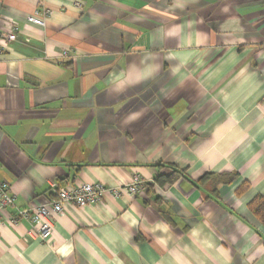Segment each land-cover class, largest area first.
<instances>
[{"label":"crops","instance_id":"0c3cea01","mask_svg":"<svg viewBox=\"0 0 264 264\" xmlns=\"http://www.w3.org/2000/svg\"><path fill=\"white\" fill-rule=\"evenodd\" d=\"M0 0V264H264V0ZM67 52L68 56L64 57ZM179 177L172 184L160 177ZM208 174H238L214 189ZM136 195L52 211L60 187ZM45 206L53 231L16 225ZM34 233V234H33Z\"/></svg>","mask_w":264,"mask_h":264},{"label":"built area","instance_id":"2783aa9c","mask_svg":"<svg viewBox=\"0 0 264 264\" xmlns=\"http://www.w3.org/2000/svg\"><path fill=\"white\" fill-rule=\"evenodd\" d=\"M38 3V8L34 14L29 16L28 21L37 26H44L46 20L50 17L51 11L44 5V0H35ZM84 0H75V7L81 8ZM19 28L13 27V31L4 35L0 39V53L7 49V43L17 39ZM68 53H64L67 57ZM145 180L139 175H135L133 179L122 187H108L103 183H84L74 187H60L56 193V198L50 204L52 211L57 214H63L68 205H75L80 208L89 205H95L107 197L121 198L123 195L132 197L145 187ZM9 185L4 183L0 185V214L9 207H15L16 196L9 194ZM53 215L52 212L45 206L31 207L17 211L16 216L9 217V223L16 225L20 220L29 221L34 227L40 224L37 232L38 237L46 241L53 231ZM34 234V233H33Z\"/></svg>","mask_w":264,"mask_h":264},{"label":"trees","instance_id":"16d2710c","mask_svg":"<svg viewBox=\"0 0 264 264\" xmlns=\"http://www.w3.org/2000/svg\"><path fill=\"white\" fill-rule=\"evenodd\" d=\"M180 172L176 171L173 176L164 178L160 177L158 180L161 183H169L172 184L176 181L179 177ZM238 177V174H224V175H217V174H208L203 177L198 183L199 185H210L212 189L220 184L228 185L233 183ZM250 211L255 216V218L261 223L264 227V195H259L255 199L251 201L249 204Z\"/></svg>","mask_w":264,"mask_h":264}]
</instances>
